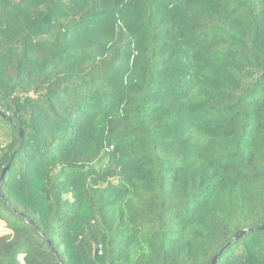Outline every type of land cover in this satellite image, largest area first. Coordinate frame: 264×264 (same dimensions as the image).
<instances>
[{
    "label": "trees",
    "instance_id": "obj_1",
    "mask_svg": "<svg viewBox=\"0 0 264 264\" xmlns=\"http://www.w3.org/2000/svg\"><path fill=\"white\" fill-rule=\"evenodd\" d=\"M0 104V264H264V0H0Z\"/></svg>",
    "mask_w": 264,
    "mask_h": 264
},
{
    "label": "water",
    "instance_id": "obj_2",
    "mask_svg": "<svg viewBox=\"0 0 264 264\" xmlns=\"http://www.w3.org/2000/svg\"><path fill=\"white\" fill-rule=\"evenodd\" d=\"M0 111H1V104H0ZM2 117H4L5 119H7L8 121H10V117L6 116L5 114L1 113ZM19 137L20 139H22L23 137V129H19ZM12 158V157H11ZM10 164L11 162L9 161L6 166L1 170L0 172V187H1V183L3 181V178H4V175L6 173V171L9 169L10 167ZM0 198L3 200V203L5 205H8V202H7V199L6 197L2 194L1 192V189H0ZM22 215V218L24 219V221L32 226H34V223L32 222V220H30L27 216ZM258 229H264V224L261 225L260 227H257V228H247V229H242V230H239L236 232L235 234V238H240L242 237L243 235L247 234L248 232H251V231H254V230H258ZM46 242L48 243V245L50 246V248L52 249L53 253L56 254V257L59 259V261L64 264L63 260L59 257L58 253H57V250L55 248V246L53 245V243L48 239V238H45ZM229 243H227L226 245H228ZM225 245V246H226ZM224 247L218 252L216 253L212 259H211V264H215L217 259L219 258V256L221 255L222 251H223Z\"/></svg>",
    "mask_w": 264,
    "mask_h": 264
},
{
    "label": "rangeland",
    "instance_id": "obj_3",
    "mask_svg": "<svg viewBox=\"0 0 264 264\" xmlns=\"http://www.w3.org/2000/svg\"><path fill=\"white\" fill-rule=\"evenodd\" d=\"M0 139H4L3 137H1L0 135ZM8 232V229L4 226L3 222H0V234L6 233Z\"/></svg>",
    "mask_w": 264,
    "mask_h": 264
}]
</instances>
